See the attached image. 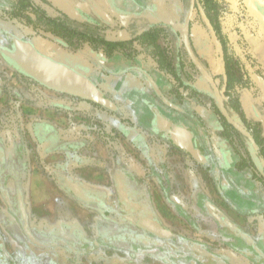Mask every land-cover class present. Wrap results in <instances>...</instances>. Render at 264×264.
I'll return each mask as SVG.
<instances>
[{
	"label": "crops",
	"instance_id": "0c3cea01",
	"mask_svg": "<svg viewBox=\"0 0 264 264\" xmlns=\"http://www.w3.org/2000/svg\"><path fill=\"white\" fill-rule=\"evenodd\" d=\"M18 1L0 0V45L12 32L39 45L40 33L12 14ZM30 1L68 19L85 40L97 37L103 56H73L119 96L110 110L46 88L53 96L43 105L48 116L33 117L29 105L46 91L32 79L25 87L28 77L21 73L17 80V70L0 57V148L6 153L0 156V244L14 259L0 257V264H264V0H214L225 46L197 0L190 29L197 57L256 146L223 116L190 56L192 67L184 61L191 0ZM195 19L208 26L195 27ZM153 27L158 47L144 43ZM164 36L171 47L161 45ZM109 50L117 54L109 57ZM226 64L240 79L230 89ZM149 83L179 107L158 113L194 133L200 159L156 126L159 98ZM85 110L97 113L98 127L74 120ZM19 155L27 170L20 198L4 167ZM126 208L176 235L177 255L131 261L99 238L104 213Z\"/></svg>",
	"mask_w": 264,
	"mask_h": 264
},
{
	"label": "water",
	"instance_id": "95a60500",
	"mask_svg": "<svg viewBox=\"0 0 264 264\" xmlns=\"http://www.w3.org/2000/svg\"><path fill=\"white\" fill-rule=\"evenodd\" d=\"M195 7L196 0H191L190 9L184 22L183 41L187 52L202 74V78L208 80L211 84L213 96L223 116L234 127L242 131L251 140L253 145L256 146L255 139L251 132L244 129L241 122L230 114L225 104L224 90L219 88L214 77L201 63L192 47L190 41V28ZM202 14L204 19L209 22L203 11ZM209 25L212 27L210 23ZM9 37H11V39ZM8 38L10 40H7L5 45H0V57L20 73L35 80L48 89L85 99L108 109H117L115 102L105 95L102 86L93 79L91 71L86 68V64L74 57L72 53L65 52L63 60L53 55L48 50H43L32 38H27L19 32H12ZM214 39L217 41L216 35H214ZM54 51H57V49L52 48V52ZM154 87L158 93L162 94L155 83ZM164 99V101L174 106L165 97ZM156 119L159 126L162 127V123H164L163 128L169 130L171 138L180 147L189 151L197 159L203 156L201 150L196 146L193 139L194 133L191 130L185 128L183 125L173 123L172 119L166 118L161 113H157ZM137 222L156 235H171V232L167 230L159 220L152 216H144L143 218L137 219Z\"/></svg>",
	"mask_w": 264,
	"mask_h": 264
},
{
	"label": "trees",
	"instance_id": "16d2710c",
	"mask_svg": "<svg viewBox=\"0 0 264 264\" xmlns=\"http://www.w3.org/2000/svg\"><path fill=\"white\" fill-rule=\"evenodd\" d=\"M197 2H198L197 6L203 10L209 22L213 25V28L217 33L219 41L223 46H225L226 40L221 33L220 22L218 18L219 13L215 1L197 0ZM28 6H31L33 8V11L32 9L28 10L27 9ZM13 8H14L12 11L13 16L20 17L21 20L25 22V24L32 26L36 31L41 32L42 34L49 35L52 33L50 32L48 33V31L46 30H40V27L36 25V23H38L40 20L46 23H53L59 32L57 34L59 35V37L63 39L66 37L70 38L69 33L70 34L73 33L72 35L79 34L81 37L85 36L84 35L85 33L80 32L79 28H77L72 23H70L68 19H63L62 17H56V18L51 17L40 6L34 5L30 0H19L17 4L13 5ZM201 21L205 26H208L203 19ZM52 32L54 33V31ZM159 33L160 32L156 30V27H153L152 29L146 31V35L144 37L145 40L144 43L158 47ZM92 40L96 42L98 39L96 36H94L92 37ZM226 76H227V82L224 85L227 86V88L229 89L230 87L234 86L235 82L240 81L234 67L228 64H226L225 67V77ZM227 95L229 96V94ZM78 99L83 100L89 104L98 106V104L93 103L91 101L82 98H78ZM46 125H47V121L45 122V125H41V127H43V129H47ZM237 132L243 134V132L240 130H237ZM245 137L249 139L247 136ZM254 139L256 140V136H254ZM263 151H264L263 148L260 149L261 153H263ZM4 154H6L4 152V148L1 147L0 156H3ZM19 159H21L20 155L19 157H16L13 161L7 163L4 166L6 171H8L7 176L15 180V185L17 186L18 198L21 197L20 195L21 192L22 193L25 192L24 181L27 178L26 177L27 170L23 169L24 163L23 162L20 163ZM139 214L141 213L134 212L127 208L125 209L124 212L122 210L118 212L116 211L105 212L104 217L102 219H104L106 222H103L101 224L100 229H102V233H98V237L104 239V241H107L110 246L128 252L131 257V261L132 260L137 261L139 258L144 256L152 257L156 259H168L170 261L171 258L175 257L178 253L177 251L178 244L176 242L177 239L176 235L172 237L159 236L147 230L146 228L138 224L136 215ZM117 223H119L120 225H118ZM92 239H89V245L92 243V246H94L95 241H93ZM3 246L4 244H0V257L4 258L5 260L14 262V259L9 260V256L6 250L3 248Z\"/></svg>",
	"mask_w": 264,
	"mask_h": 264
},
{
	"label": "rangeland",
	"instance_id": "374dc122",
	"mask_svg": "<svg viewBox=\"0 0 264 264\" xmlns=\"http://www.w3.org/2000/svg\"><path fill=\"white\" fill-rule=\"evenodd\" d=\"M195 22H196L195 27H198V28L204 27L200 20L195 19ZM36 25L40 27V30H46V31H48V33L50 32V33L53 34V35L52 34H49V35L47 34L46 35V34H42L41 32H39L40 33V37L39 38H40L41 42L38 41V43L41 46V48H43V49L49 47V49H50L49 51H52V48L54 46V48L57 47L58 49H63L65 51H68L69 53H72L73 55H76V54L78 55L79 52L80 53L83 52L84 54H87V57L85 55V56H83V58L84 57L85 58H89L90 60H92L94 58H97L98 55H99V58H100L101 56H103V54H105V53H103V50L100 51V43L99 44L95 43V42L91 41L90 39H86L85 40V38H86L85 36L81 37L79 34L72 35L73 33H71V34L69 33L70 38L66 37V38L63 39V38L59 37V35L57 34L59 32H58V30L56 29V27H55V25L53 23H46V22L40 20L38 23H36ZM180 27H181V25H180ZM52 31H54V33ZM28 33H29L28 36H32L33 35L30 32H28ZM165 40H166V42H165ZM170 42L171 41L169 39L167 40V38L165 36L162 37V39H161V45L163 43V45H162L163 48H166L165 45H167V43H168V47H171V46H169V44H171ZM165 50H167V49H165ZM115 54H117L116 51H113V50L106 51V55L109 56V57H112ZM172 56H173V52H172ZM184 61H186V63L189 65V68L192 67L188 55L184 57ZM14 74L17 77V78L16 77H14V78H16L17 80H20V78H18V77H21L19 75H22V74L19 73L18 71H14ZM24 77H27V76L24 75ZM28 79L31 80V78H29V77L28 78H24L25 87L29 86V85H27L28 82L30 81ZM9 80H10V82L12 81L11 78L8 79V82H9ZM31 81H32L33 84L37 83L33 79ZM11 83H10V85H11ZM39 85L42 87V89H44L43 91H46V94H42V92H39L41 94L37 97L38 98L37 102L35 101V103H33L32 105H29L30 108L33 109V113L31 114V116H33V117H43L44 115L48 116V113H45V108L47 109V107H44L43 105H46V104L48 105L51 102V100L53 99L52 98L49 101V97L50 98L53 97L52 94H51V91H47V90H45L46 87L42 86L41 84H39ZM114 87L115 86L108 88L106 86V87H104V90H106V92H108L109 94L112 95L115 91H117V89H115ZM57 93H59V92H57ZM59 94H61V93H59ZM62 95H65V94H62ZM72 97H74V96H72ZM76 99H78V98L75 97V101H76ZM78 100H80V99H78ZM82 115H85V117L82 118ZM97 117H98V115H97L96 112H91L90 113L87 110H85V111L80 112L78 115L76 114V117L75 118L73 117V118H74V120L76 122H82L81 121L82 119L83 120L87 119V122L89 121L91 125H94L95 127H98V126H96V123H98L96 121ZM140 261L141 262H138L137 264H147L146 262H143L142 260H140Z\"/></svg>",
	"mask_w": 264,
	"mask_h": 264
},
{
	"label": "flooded vegetation",
	"instance_id": "af4514ba",
	"mask_svg": "<svg viewBox=\"0 0 264 264\" xmlns=\"http://www.w3.org/2000/svg\"><path fill=\"white\" fill-rule=\"evenodd\" d=\"M191 29V28H190ZM191 34V33H190ZM50 46V45H49ZM43 49V48H42ZM43 50H50L49 49V47L48 48H45V49H43ZM58 51H59V49H57ZM61 50V49H60ZM54 51V52H52V51H49V52H51L53 55H55V56H57V57H59L60 59H63L64 60V55H65V53H63L62 51ZM187 54H188V52H187ZM188 56H189V54H188ZM86 68L88 69V70H90L87 66H86ZM91 76H92V73H91ZM93 79H94V77H93ZM38 83V82H37ZM101 86H102V88L104 89V87H106V85L105 84H103V83H99ZM151 86V88H155L154 86H153V83H149V84H147V86ZM43 86V85H42ZM128 86H131V85H128ZM45 87V86H44ZM47 88V87H46ZM155 90V92H156V95H157V97L159 98L157 101L159 102V107L157 108V112L156 113H158V111L159 110H161V107H167V106H170V107H173V108H175V107H177L170 99H168L167 97H165L171 104H173L174 106H172V105H170L169 103H167L166 101H164L165 99H164V94L162 93V94H160V93H158L157 91H156V89H154ZM104 92H105V95L108 97V98H110L111 100L113 99V101L115 102V99L119 96V93H118V91H116V92H114L112 95L111 94H109L108 92H106V90H104ZM127 94H129V93H126V95ZM207 94L208 95H210V96H213V91L211 90L210 92H207ZM214 97V96H213ZM143 100V99H142ZM98 106L99 107H102V108H106V107H104V106H102V105H99L98 104ZM108 109V108H107ZM177 109H179V107H177ZM155 123L157 124V119H156V121H155ZM156 126H158V128H161V129H164L163 128V126H164V123H162V127L161 126H159L158 124L156 125ZM141 218H143V217H141Z\"/></svg>",
	"mask_w": 264,
	"mask_h": 264
}]
</instances>
